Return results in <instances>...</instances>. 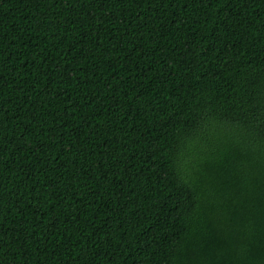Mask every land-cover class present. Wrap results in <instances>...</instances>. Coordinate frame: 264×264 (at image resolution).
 Returning <instances> with one entry per match:
<instances>
[{"label":"trees","instance_id":"obj_1","mask_svg":"<svg viewBox=\"0 0 264 264\" xmlns=\"http://www.w3.org/2000/svg\"><path fill=\"white\" fill-rule=\"evenodd\" d=\"M0 264H264V0H0Z\"/></svg>","mask_w":264,"mask_h":264},{"label":"rangeland","instance_id":"obj_2","mask_svg":"<svg viewBox=\"0 0 264 264\" xmlns=\"http://www.w3.org/2000/svg\"><path fill=\"white\" fill-rule=\"evenodd\" d=\"M199 146V149L203 152L205 151V145L201 142V145H200V141H197V143H195L194 147H198Z\"/></svg>","mask_w":264,"mask_h":264}]
</instances>
